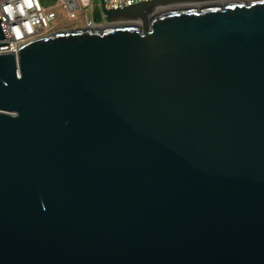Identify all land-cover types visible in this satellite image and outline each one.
Wrapping results in <instances>:
<instances>
[{
    "label": "water",
    "instance_id": "water-1",
    "mask_svg": "<svg viewBox=\"0 0 264 264\" xmlns=\"http://www.w3.org/2000/svg\"><path fill=\"white\" fill-rule=\"evenodd\" d=\"M105 15L0 53V264H264V0Z\"/></svg>",
    "mask_w": 264,
    "mask_h": 264
},
{
    "label": "built area",
    "instance_id": "built-area-1",
    "mask_svg": "<svg viewBox=\"0 0 264 264\" xmlns=\"http://www.w3.org/2000/svg\"><path fill=\"white\" fill-rule=\"evenodd\" d=\"M147 1L151 0H99L94 6L92 0H0V20L6 35L3 44L8 43V49L0 53L16 55L24 44L58 31L61 26L58 19L82 22V26L68 29L100 27L108 24L106 10ZM6 8L11 11H5Z\"/></svg>",
    "mask_w": 264,
    "mask_h": 264
},
{
    "label": "rangeland",
    "instance_id": "rangeland-1",
    "mask_svg": "<svg viewBox=\"0 0 264 264\" xmlns=\"http://www.w3.org/2000/svg\"><path fill=\"white\" fill-rule=\"evenodd\" d=\"M92 2H93V5L94 6H96V5H98L99 4V0H92ZM91 10H89L88 12V14H90L91 12H90ZM58 18V17H57ZM59 20V24H61V26H60V28H59V30L58 31H65V30H67L68 28H74V27H79V26H82V22L80 21V22H75V21H73V20H66V19H58ZM58 23V21L57 22H55V24H57ZM58 31H56V32H58Z\"/></svg>",
    "mask_w": 264,
    "mask_h": 264
},
{
    "label": "bare ground",
    "instance_id": "bare-ground-1",
    "mask_svg": "<svg viewBox=\"0 0 264 264\" xmlns=\"http://www.w3.org/2000/svg\"><path fill=\"white\" fill-rule=\"evenodd\" d=\"M172 7L171 6H168V7H162V8H159L158 11H163V10H167V9H171ZM139 24V23H137Z\"/></svg>",
    "mask_w": 264,
    "mask_h": 264
},
{
    "label": "clouds",
    "instance_id": "clouds-1",
    "mask_svg": "<svg viewBox=\"0 0 264 264\" xmlns=\"http://www.w3.org/2000/svg\"><path fill=\"white\" fill-rule=\"evenodd\" d=\"M5 11H9V12H10V11H11V9H10V8H6V9H5Z\"/></svg>",
    "mask_w": 264,
    "mask_h": 264
}]
</instances>
